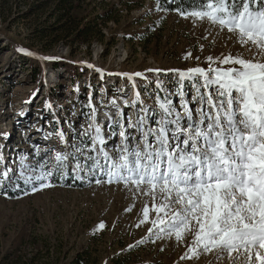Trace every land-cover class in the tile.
Returning a JSON list of instances; mask_svg holds the SVG:
<instances>
[{
	"label": "rangeland",
	"instance_id": "rangeland-1",
	"mask_svg": "<svg viewBox=\"0 0 264 264\" xmlns=\"http://www.w3.org/2000/svg\"><path fill=\"white\" fill-rule=\"evenodd\" d=\"M41 1L0 0V172L10 168L12 181L0 190L7 193L0 194V264H71L78 255L81 264H229L212 253L181 259L190 243L163 234L156 239V229L149 233L151 223L140 221L152 201L122 183L73 181L69 173L67 180L54 179L55 186L33 193L16 175L22 156L35 162L37 147L43 156L49 148L66 150L64 141L84 140L90 116L104 130L107 147L118 144L119 136L108 130L110 118L120 119L115 105L135 122L137 93L144 105L156 107V95H164L157 81L168 92L176 88L175 73L149 69L207 67L209 56L248 53L227 31L207 22L194 25L156 0H87L78 12L86 20L108 10L104 37L89 47L65 40L45 50L49 45L32 32L53 23L44 21L52 4L39 9ZM30 7L34 12L28 15ZM184 90L190 99L187 81Z\"/></svg>",
	"mask_w": 264,
	"mask_h": 264
},
{
	"label": "snow or ice",
	"instance_id": "snow-or-ice-1",
	"mask_svg": "<svg viewBox=\"0 0 264 264\" xmlns=\"http://www.w3.org/2000/svg\"><path fill=\"white\" fill-rule=\"evenodd\" d=\"M172 10L194 25L207 22L227 31L248 55L209 56L207 67L149 69L175 73L176 88L168 92L157 81L164 95H156V107L144 105L137 93L135 122L113 101L120 119L110 118L108 130L119 136L118 144L107 147L104 130L90 116L84 140L64 141L66 150L49 148L43 156L37 147L34 163L20 158L16 180L33 193L69 173L73 181L122 183L152 201L140 221L151 223L149 233L156 229V239L163 234L190 243L181 259L212 253L229 264H264V0H196L191 9ZM153 117L155 126L149 123ZM10 171L0 172V190L12 182Z\"/></svg>",
	"mask_w": 264,
	"mask_h": 264
},
{
	"label": "trees",
	"instance_id": "trees-1",
	"mask_svg": "<svg viewBox=\"0 0 264 264\" xmlns=\"http://www.w3.org/2000/svg\"><path fill=\"white\" fill-rule=\"evenodd\" d=\"M134 0H128L133 2ZM143 1V0H140ZM158 2V0H156ZM87 0H45L41 1L37 8L42 9L47 4H52V8L44 21L53 20V23L43 25L42 27H34L32 32L34 38L41 39L46 46L45 50L55 46L58 42L69 40L70 46H86L89 47L94 39H102L104 37L101 24L108 19V10L97 14L93 19L86 20L80 17L79 10L83 3ZM196 0H159L162 8L172 10L177 7L182 9H191L194 7ZM33 7H30L28 15L33 13ZM34 261V259H32ZM71 264H81L79 255Z\"/></svg>",
	"mask_w": 264,
	"mask_h": 264
}]
</instances>
